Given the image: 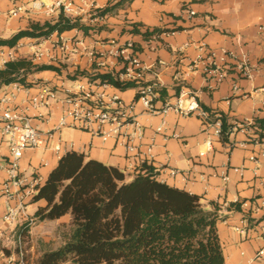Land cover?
Here are the masks:
<instances>
[{"label":"crops","instance_id":"crops-1","mask_svg":"<svg viewBox=\"0 0 264 264\" xmlns=\"http://www.w3.org/2000/svg\"><path fill=\"white\" fill-rule=\"evenodd\" d=\"M28 1L0 0L1 38L27 27L30 19L42 21L58 16L30 11H20L17 16L11 14L17 6L27 5ZM73 1L80 11L79 21L88 26L86 29L73 28L44 39L24 37L15 47L0 46V66L16 56L32 59L33 51L41 48L44 56L40 62L53 64L60 71L45 70L33 74L29 78L32 85L34 81L47 83L62 97L64 89L73 88L79 81H89L97 94L101 90V80L96 75L117 71L121 66L114 58H107V66L99 67L89 60L85 47L103 50L110 40L120 43L129 40L139 48V56L145 63H156V68L145 73L146 81L158 82L157 88L166 89L163 99L156 91L153 99L156 107L160 108L165 102H175L180 90L185 88L195 94L203 108L223 113L233 126L240 121H248L246 130L236 128L228 140L223 141L212 133V129H205L196 116L179 115L174 111L164 115L147 113L136 101L135 88L120 90L111 87L106 91L117 94L125 104L134 102L133 113L144 128L140 149L144 151L146 145H152L150 160L157 170V178L200 196L208 209L211 203L217 205V229L226 264H264L261 260H254L257 250L264 247V138L259 137L264 135V126L260 128L255 122V119L264 120V0H131L122 2L104 18L96 15L98 9L118 0ZM189 10H193L194 15L188 14ZM134 23L138 29L135 33L131 31ZM261 25L263 30H259ZM155 27L175 31L145 39L142 32ZM76 41L82 44H72L75 49L64 51L61 48L63 43ZM202 43L216 52L214 64L226 72L225 79L218 84L204 72L205 53L199 49ZM222 49L232 51L234 56L222 54ZM242 52L248 56L251 78L238 76ZM67 74L74 77L69 78ZM234 84L237 89L233 88ZM32 90V86L28 88V91ZM4 91H14V83L0 86V94ZM16 95L12 105L21 108L25 91L17 90ZM61 108L60 103L52 102L49 107L29 111L30 122L41 130H47L56 123ZM46 114H49V119ZM163 119L165 125L158 132L156 128ZM60 137L64 152L59 155L41 148H29L23 152L19 160V176L27 183L32 177H38L41 185L58 158L71 150L132 172V162L126 156L125 148L113 139L103 140L90 128L78 127L62 128ZM253 138H258L257 142H253ZM208 139L211 141L210 149L206 144ZM200 152H204L203 155ZM8 155L6 145L2 144L0 165ZM170 168L177 173L170 175ZM236 168L242 169L241 172ZM6 178V170L0 168V215L6 201L2 189ZM18 189L13 186L11 190ZM42 204L41 200L27 204V213L33 222L28 235L22 238V251L28 264H32L44 251L27 248L28 238L37 232L32 227L43 224L57 226L68 221L67 215L55 220L37 221L33 215ZM235 204H239L240 209L234 208ZM30 206L34 207L33 211ZM23 224L18 222L7 226L0 222V264H12L11 260L19 258L18 230Z\"/></svg>","mask_w":264,"mask_h":264},{"label":"trees","instance_id":"trees-1","mask_svg":"<svg viewBox=\"0 0 264 264\" xmlns=\"http://www.w3.org/2000/svg\"><path fill=\"white\" fill-rule=\"evenodd\" d=\"M125 1L131 0H118L98 9L96 15L110 13ZM79 20L60 13L42 21L30 19L27 27L0 37V46L15 47L24 37L44 39L73 28L86 29L88 26ZM137 30L134 23L131 31ZM173 31L147 28L142 35L148 39ZM45 70L60 71L53 64L35 63L27 56L10 58L0 66V86L19 83L29 87L30 76ZM96 76L120 90L153 83L119 82L110 73ZM154 90L160 98L165 97L164 87ZM204 109L208 120H220V138L227 141L233 124L223 113ZM255 122L260 128L264 126L263 119ZM32 200L43 201L33 215L37 221L68 216L67 222L60 223L68 228L63 240L55 248L44 249L32 264H226L217 229V205L211 203L208 209L200 196L160 181L151 163L128 172L83 152L67 151L58 158ZM234 208L240 209L239 204ZM29 229V224H23L18 234L25 238Z\"/></svg>","mask_w":264,"mask_h":264},{"label":"built area","instance_id":"built-area-1","mask_svg":"<svg viewBox=\"0 0 264 264\" xmlns=\"http://www.w3.org/2000/svg\"><path fill=\"white\" fill-rule=\"evenodd\" d=\"M20 11H30L45 16L60 13L72 19L79 18L80 15L79 8L73 0H48L46 2L30 0L27 5L17 6L11 14L17 16ZM194 13L193 10L188 11L190 15H194ZM259 30H263L262 25L259 26ZM167 34H171V32H162L160 35ZM72 44L81 45L82 42L63 43L61 48L64 51L75 49L76 46L73 48ZM106 46L103 50L88 49L86 47L84 50L89 60L99 67L107 66V58H114L121 68L110 74L119 82L135 81L137 84L147 82L145 73L156 68V63L147 64L140 58V52L132 41L127 40L120 43L110 40ZM199 49L205 53L203 56L205 59L204 72L212 77L215 84L222 82L225 79L226 72L224 69L215 66L216 52L204 43L199 45ZM221 52L229 57L234 56L232 51L222 49ZM32 56L33 62L41 63L44 52L41 48H36ZM248 60L247 54L242 52L238 69L240 78H251L252 76V68ZM31 86L34 90L28 91ZM31 86L26 87L14 83V91H4L0 94V149L2 144H5L9 152L4 164L0 165V168H4L7 173V178L2 184L6 201L4 210L0 215V222L4 225L13 226L18 222L32 224L33 219L27 213V204L32 201L34 194L37 192L39 181L38 177H32L27 183L26 179L19 176V160L23 152L29 148L53 151L56 155L64 152L60 137L61 130L64 127L90 128L103 140H115L116 143L125 148L126 156L132 162L131 169L138 168L143 163H151L152 145H146L144 151L140 149L144 128L133 113L134 102L125 104L117 94L107 93L106 91L111 87H115L114 85L100 81L99 87L101 90L95 94L92 83L79 81L73 88L64 89L62 97L58 96L47 83L34 81ZM156 86H158V82L136 88L138 91L136 101L143 105L147 113L164 115L168 111H174L179 115H193L201 120L205 129H212V133L220 137V120H208V112L200 105L195 94L183 88L180 90L175 102H165L158 108L153 103L156 95L154 87ZM233 88L237 89L236 84L233 85ZM17 90L25 91L21 108L12 105L16 99ZM184 99L186 100L185 106ZM52 102L62 105L61 112L51 128L41 130L30 122L28 113L42 107H49ZM46 116L47 119L50 118L49 114H46ZM164 125L165 121L163 119L156 131H162ZM247 125H249L248 121H240L232 127V130L236 128L246 130ZM173 136L178 137L176 133H173ZM252 140L257 142L258 138ZM206 144L210 149V139L206 141ZM203 153L200 152V155H203ZM262 153H264V149ZM236 170L241 172L242 169L236 168ZM169 173L175 175L177 170L170 168ZM13 186H17L19 189L12 191ZM18 251L19 258L17 261L11 260L12 264H28L23 259L21 235L18 239ZM256 259L264 262V247L257 250L254 260Z\"/></svg>","mask_w":264,"mask_h":264},{"label":"rangeland","instance_id":"rangeland-1","mask_svg":"<svg viewBox=\"0 0 264 264\" xmlns=\"http://www.w3.org/2000/svg\"><path fill=\"white\" fill-rule=\"evenodd\" d=\"M101 17L104 18L105 15H102ZM185 105L186 101L184 102V106ZM33 209L34 207L30 206V210L33 211ZM32 228L36 229L37 232H33L35 235L34 237L28 238L26 246L27 248L34 247L35 251L57 247L68 231V228L63 224H59L57 226L51 224H43L36 228L34 225ZM43 236H45L46 238H43Z\"/></svg>","mask_w":264,"mask_h":264}]
</instances>
